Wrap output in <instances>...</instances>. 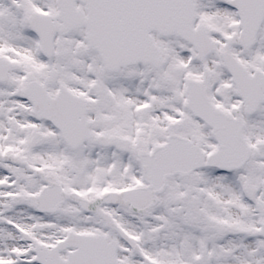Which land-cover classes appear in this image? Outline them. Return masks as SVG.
<instances>
[{"label":"snow or ice","instance_id":"6c2138e0","mask_svg":"<svg viewBox=\"0 0 264 264\" xmlns=\"http://www.w3.org/2000/svg\"><path fill=\"white\" fill-rule=\"evenodd\" d=\"M0 264H264V0H0Z\"/></svg>","mask_w":264,"mask_h":264}]
</instances>
